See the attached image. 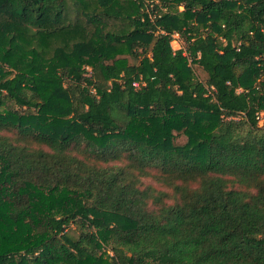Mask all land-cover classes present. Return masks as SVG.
I'll return each mask as SVG.
<instances>
[{"label":"trees","instance_id":"trees-1","mask_svg":"<svg viewBox=\"0 0 264 264\" xmlns=\"http://www.w3.org/2000/svg\"><path fill=\"white\" fill-rule=\"evenodd\" d=\"M0 264H264V0H0Z\"/></svg>","mask_w":264,"mask_h":264},{"label":"rangeland","instance_id":"rangeland-1","mask_svg":"<svg viewBox=\"0 0 264 264\" xmlns=\"http://www.w3.org/2000/svg\"><path fill=\"white\" fill-rule=\"evenodd\" d=\"M123 2H120L119 3V5H121ZM174 5H171L170 7H169V10L170 11H173L174 10ZM182 44V42H181V40L178 38V39H173L172 41H171V45L174 47V48H178L179 47V45H181ZM263 123V121H262V119H260L259 121H258V124L259 125H261Z\"/></svg>","mask_w":264,"mask_h":264},{"label":"built area","instance_id":"built-area-1","mask_svg":"<svg viewBox=\"0 0 264 264\" xmlns=\"http://www.w3.org/2000/svg\"><path fill=\"white\" fill-rule=\"evenodd\" d=\"M179 9H181V8L179 7ZM173 39H174V40H175V39H178V36H177L176 33H173V34H172V40H173Z\"/></svg>","mask_w":264,"mask_h":264}]
</instances>
